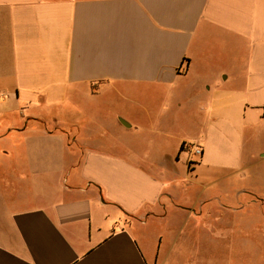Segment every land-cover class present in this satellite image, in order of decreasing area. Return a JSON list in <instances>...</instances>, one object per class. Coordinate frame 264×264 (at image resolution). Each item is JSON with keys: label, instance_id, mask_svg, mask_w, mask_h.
I'll use <instances>...</instances> for the list:
<instances>
[{"label": "crops", "instance_id": "crops-1", "mask_svg": "<svg viewBox=\"0 0 264 264\" xmlns=\"http://www.w3.org/2000/svg\"><path fill=\"white\" fill-rule=\"evenodd\" d=\"M0 264H264V0H0Z\"/></svg>", "mask_w": 264, "mask_h": 264}, {"label": "rangeland", "instance_id": "rangeland-1", "mask_svg": "<svg viewBox=\"0 0 264 264\" xmlns=\"http://www.w3.org/2000/svg\"><path fill=\"white\" fill-rule=\"evenodd\" d=\"M106 99L110 100L112 103L111 117H114L117 112H121L127 116H136L138 114V109H137V105L135 101L139 99H137L135 92L128 93L127 97H123V96L121 97L118 94L111 92L110 94L106 96ZM128 141H130V143H134V141L146 143V141L144 140H137V139H134V140L128 139ZM194 158L196 159V156H194ZM224 185H226L225 182H224ZM21 188L25 190H29L27 185H17V189L20 190ZM227 188L230 193L233 192L232 186L227 187ZM31 191H32V195H34L36 189L34 187H31ZM5 195H8V193H5Z\"/></svg>", "mask_w": 264, "mask_h": 264}, {"label": "built area", "instance_id": "built-area-1", "mask_svg": "<svg viewBox=\"0 0 264 264\" xmlns=\"http://www.w3.org/2000/svg\"><path fill=\"white\" fill-rule=\"evenodd\" d=\"M183 150L186 151L190 157H193L190 160H195L194 156H196V158L200 157L202 152L201 145L192 142H183Z\"/></svg>", "mask_w": 264, "mask_h": 264}, {"label": "trees", "instance_id": "trees-1", "mask_svg": "<svg viewBox=\"0 0 264 264\" xmlns=\"http://www.w3.org/2000/svg\"><path fill=\"white\" fill-rule=\"evenodd\" d=\"M182 149H183V143H181V145H180L179 152H180ZM191 163H192V162L189 161L188 166H190Z\"/></svg>", "mask_w": 264, "mask_h": 264}, {"label": "water", "instance_id": "water-1", "mask_svg": "<svg viewBox=\"0 0 264 264\" xmlns=\"http://www.w3.org/2000/svg\"><path fill=\"white\" fill-rule=\"evenodd\" d=\"M122 123H124L125 125H129L128 123H126L123 119L120 120Z\"/></svg>", "mask_w": 264, "mask_h": 264}]
</instances>
